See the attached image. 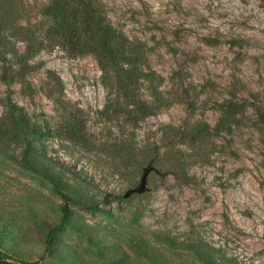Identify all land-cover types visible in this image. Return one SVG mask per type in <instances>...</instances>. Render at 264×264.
Returning a JSON list of instances; mask_svg holds the SVG:
<instances>
[{"label":"rangeland","instance_id":"374dc122","mask_svg":"<svg viewBox=\"0 0 264 264\" xmlns=\"http://www.w3.org/2000/svg\"><path fill=\"white\" fill-rule=\"evenodd\" d=\"M101 1L144 44L135 101L155 108L129 116L122 77L90 54L47 48L13 65L10 90L0 80V261L264 264V0ZM8 94L46 130L28 136L40 172L18 163ZM62 206L67 225L46 249Z\"/></svg>","mask_w":264,"mask_h":264},{"label":"trees","instance_id":"16d2710c","mask_svg":"<svg viewBox=\"0 0 264 264\" xmlns=\"http://www.w3.org/2000/svg\"><path fill=\"white\" fill-rule=\"evenodd\" d=\"M21 43L25 44V50L18 52L17 46ZM47 48H58L70 58L90 54L103 71H113L120 75L127 101L130 104V101L134 102L133 106L127 104V107H132L128 111L129 116L145 114L149 108V113H152L155 108L153 103L135 101V89L140 82L146 83L148 79L146 48L141 41L129 38L115 27L101 0H52L35 9H31L24 0H0V56L5 61L2 62L0 80L9 90L17 77V70L13 65L23 68L31 53ZM7 57L11 58L10 61H7ZM159 95L157 90L154 98L159 99ZM3 116L8 132L24 144L18 163L25 169L42 171V168L39 170L33 164L31 140L28 136H45L44 126L38 124L27 110L15 103L9 94ZM145 152L151 160L155 148H149ZM45 175L63 200L80 204L79 200L63 191L66 182L62 177L49 173ZM109 196L106 194L101 202L89 204L86 208L99 210L100 205L108 203ZM61 209L63 215L60 222L47 232L46 249H49L54 234L67 225L66 207L62 206ZM0 264L8 263L1 260Z\"/></svg>","mask_w":264,"mask_h":264}]
</instances>
